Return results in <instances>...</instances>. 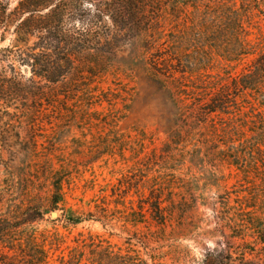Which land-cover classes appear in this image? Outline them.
Returning a JSON list of instances; mask_svg holds the SVG:
<instances>
[{"label": "rangeland", "instance_id": "1", "mask_svg": "<svg viewBox=\"0 0 264 264\" xmlns=\"http://www.w3.org/2000/svg\"><path fill=\"white\" fill-rule=\"evenodd\" d=\"M20 1L0 0V223H24L14 239L34 224L47 264H94L108 249L264 264L263 114L235 84L264 52V0H36L33 15ZM56 15L52 49L65 50L44 55L48 40L18 25ZM237 39L255 55L226 59ZM46 56L66 70L55 83L29 65ZM65 209L93 218L72 224ZM0 264L28 263L0 246Z\"/></svg>", "mask_w": 264, "mask_h": 264}, {"label": "trees", "instance_id": "2", "mask_svg": "<svg viewBox=\"0 0 264 264\" xmlns=\"http://www.w3.org/2000/svg\"><path fill=\"white\" fill-rule=\"evenodd\" d=\"M36 2L38 1L21 0L18 6L19 12L22 14L26 12H29L30 15L35 14L39 10L35 9L39 6L36 5ZM182 2H185V0H182ZM7 10L8 5H2V10L0 11V14L2 13L0 22L2 23L6 22ZM60 15L61 13L59 14V16ZM59 16H51V20L35 23L34 25H30L28 19H24L18 25V28L23 33H40L39 38H45V40H48L43 47L45 49V51H43L44 55H50V51L54 49L64 51L65 49L61 48V46L59 45L55 46L54 49H52V42L58 39L57 35L59 34V31H57V28L58 24L61 21L58 20ZM236 47L237 48L233 49V51H230L223 56L228 60L239 62L246 56L252 54L255 55V52L251 51L250 49L248 51H246L247 49H245V47L244 49H242L243 47H241V42L239 41V39H237ZM64 60V63L68 65L69 59ZM37 64H39V70L36 69ZM29 65L32 66L33 72L44 76L46 80L53 83H55L58 80V77L62 76L66 71L63 70V66L61 64L58 63V66H56L54 60L52 58H48L47 56L45 59H40L39 63H30ZM18 76L19 74H17V77ZM235 84L236 87H238L240 90L253 93V95L259 100V108L261 109L263 114L258 122V125H261V127H257V129L253 131V133L255 134V136H257L256 146L259 150H261L260 145L264 146V52L256 55L251 64L247 67H244L239 77L235 80ZM220 102L223 101L221 100ZM217 109L222 110V107L216 108L215 111ZM53 186L54 190L51 199L52 206L55 210L63 209L62 207H60L64 202V194L62 192L61 181H57V183H54ZM154 198L155 200L151 203L155 211L154 219L159 223H163L166 220V215L163 214L164 209L162 208L165 197L162 194H157L156 196H154ZM65 211L67 212L65 217L72 224H79L84 220L93 218L91 217V215L77 214V212L73 209H65ZM22 224L24 223H20V225H15L14 223H0V246L5 249L19 251V253L22 254L28 264H47L49 261V250L47 248L45 239H41V241H39V238L43 234L38 231L37 227L34 224L28 223V226L26 227V235H23L18 239H14V237L17 236L19 232H21L20 230L23 228ZM259 241L263 246L262 249L264 250V233H262V235L260 236ZM91 261H93L94 264H148L143 260L140 261L139 259L132 257V255H130L129 253L122 255L121 253H113L109 249L104 252V256L101 257V259H92ZM69 264L87 263H79L76 261Z\"/></svg>", "mask_w": 264, "mask_h": 264}, {"label": "water", "instance_id": "3", "mask_svg": "<svg viewBox=\"0 0 264 264\" xmlns=\"http://www.w3.org/2000/svg\"><path fill=\"white\" fill-rule=\"evenodd\" d=\"M53 214L55 215L56 213L54 212Z\"/></svg>", "mask_w": 264, "mask_h": 264}]
</instances>
